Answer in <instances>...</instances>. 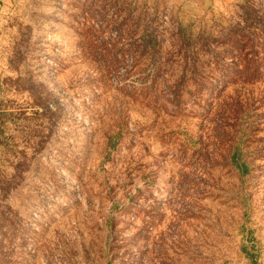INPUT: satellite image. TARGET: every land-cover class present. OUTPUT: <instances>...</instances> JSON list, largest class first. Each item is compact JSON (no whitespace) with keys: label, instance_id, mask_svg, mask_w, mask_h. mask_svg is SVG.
Segmentation results:
<instances>
[{"label":"rangeland","instance_id":"1","mask_svg":"<svg viewBox=\"0 0 264 264\" xmlns=\"http://www.w3.org/2000/svg\"><path fill=\"white\" fill-rule=\"evenodd\" d=\"M9 1L0 264H264V0Z\"/></svg>","mask_w":264,"mask_h":264},{"label":"trees","instance_id":"2","mask_svg":"<svg viewBox=\"0 0 264 264\" xmlns=\"http://www.w3.org/2000/svg\"><path fill=\"white\" fill-rule=\"evenodd\" d=\"M246 3L248 4V2ZM243 13H244L243 15L244 23L247 24L249 27L256 29L255 26L258 25L262 19L255 17L256 14L252 9L243 11ZM1 83L2 82L0 81V87H1ZM0 117H3V115H0ZM3 124L4 122L0 120V147L2 143H4L6 146L8 145V138L5 137V133L3 130ZM243 139L244 137L242 138L240 136L237 142H235L232 145L231 155L229 159L231 167L241 176H244L248 173L247 172L248 166L245 163L242 157V154H241V146L243 144ZM5 189H6L5 186H0V195L1 194L4 195L7 192V190ZM242 232H243V238L246 240V242L241 243L240 253L246 260H248L249 264H258L257 263L258 251H257L256 245L252 243V240H253L252 234L250 233L249 230L245 231L244 228L242 229Z\"/></svg>","mask_w":264,"mask_h":264},{"label":"crops","instance_id":"3","mask_svg":"<svg viewBox=\"0 0 264 264\" xmlns=\"http://www.w3.org/2000/svg\"><path fill=\"white\" fill-rule=\"evenodd\" d=\"M10 3L9 0H0V11L7 10V5Z\"/></svg>","mask_w":264,"mask_h":264}]
</instances>
